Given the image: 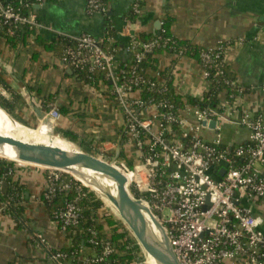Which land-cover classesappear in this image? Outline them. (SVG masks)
Wrapping results in <instances>:
<instances>
[{
	"label": "built area",
	"instance_id": "obj_1",
	"mask_svg": "<svg viewBox=\"0 0 264 264\" xmlns=\"http://www.w3.org/2000/svg\"><path fill=\"white\" fill-rule=\"evenodd\" d=\"M37 1L33 6L45 3ZM25 7L27 12H22L21 8L0 0V20L7 26V32L11 34L22 25L40 33L50 29L38 20L29 3ZM86 9L91 15L104 14L106 0H86ZM141 10L142 0H135L131 13L138 17ZM160 31L147 41L130 37L126 51L132 64L120 66L115 50L103 48L88 33L71 39L63 49L61 60L73 70L101 72L109 81L110 93L124 117L123 137L138 152L132 166L120 159H113V163L127 177L129 189L141 194L140 198L164 226L178 263L264 264V234L250 209L239 203V194L264 199V115L241 107L245 87L235 76L226 74L227 54L232 49L230 41H218L199 53L205 90L199 99L211 86L223 85L216 93L214 107H199L184 98L182 105H176L163 97L168 78L161 69L149 76L144 65L147 54L173 43V38L161 36ZM183 55L184 50L180 49L177 56ZM58 117V109L49 108L47 119L55 122ZM205 120H215V127L203 126ZM226 123L244 126L248 130L247 141L234 146L224 144L221 132ZM203 129L212 135L203 134ZM43 169L48 172L43 192L47 200L57 192H69L72 187L77 192L73 200L56 209L55 223L62 231L79 228L81 208L77 201L84 195L81 194L84 185L80 182L81 185L73 186L71 180L61 178L64 172ZM222 169L225 172L220 175ZM3 170L11 173L7 165ZM6 184L5 180L0 181L1 193ZM88 233V244L100 245L102 253L83 258L85 262L102 261L113 252L106 234H99L94 228H89ZM35 237L45 245L42 234L36 233ZM49 252L58 264L77 257L76 251ZM132 264H147V261L144 257Z\"/></svg>",
	"mask_w": 264,
	"mask_h": 264
},
{
	"label": "crops",
	"instance_id": "obj_2",
	"mask_svg": "<svg viewBox=\"0 0 264 264\" xmlns=\"http://www.w3.org/2000/svg\"><path fill=\"white\" fill-rule=\"evenodd\" d=\"M134 1L106 0V12L92 15L87 12L86 0L47 1L35 8L38 20L50 28L40 35L49 42H56L60 37L73 39L88 33L102 42L111 26L113 37L108 46L114 44L117 60L124 63L130 59L126 51L130 37L155 35L157 21L161 28L169 19L171 34L195 47H208L218 41L231 42L227 71L245 87L241 107L264 115V0H142L141 14L132 20L129 17ZM34 51L37 52L35 57ZM60 55V51L43 47L10 48L0 40V78L10 88L8 91L0 85V96L9 105V115L25 125L36 126L40 123L37 109L47 112L53 106L59 111V107L68 106L69 114L54 123L48 119V128L53 129L54 125V128L77 132V141L83 145L92 141L90 147L99 157L134 164L138 152L123 137L124 117L110 93L109 81L104 79L97 86L79 81ZM154 58L158 69L169 70L175 92L181 98L200 100L205 90L197 57L161 51ZM145 66L151 76L154 68L149 64ZM43 130L37 132L46 133V129ZM207 132L210 137L211 131L202 130L203 134ZM221 139L227 146H234L247 141L248 130L226 123ZM7 166L11 171L13 193L11 199H4L8 184L3 185L0 264H58L50 258L49 250L68 248L79 228L62 231L55 223L53 209L42 199L48 176L46 170L17 162ZM216 173L213 171L214 175ZM239 203L250 209L264 234V199L239 194ZM108 213L112 212L105 205L103 214ZM110 231L106 226L103 232L109 235ZM36 233L43 235L44 246L36 239ZM61 264L72 263L62 260Z\"/></svg>",
	"mask_w": 264,
	"mask_h": 264
},
{
	"label": "trees",
	"instance_id": "obj_3",
	"mask_svg": "<svg viewBox=\"0 0 264 264\" xmlns=\"http://www.w3.org/2000/svg\"><path fill=\"white\" fill-rule=\"evenodd\" d=\"M5 4H10L15 8H21L22 12H27V7H25V3H29V7L32 11L36 12L35 7L32 3H37V0H1ZM52 1V0H44V2ZM29 9V8H28ZM132 20L136 19V15L132 14L129 17ZM170 24L171 20H166L163 22L161 26L160 34L163 37H171L173 38V43H170L167 46H162L156 49L152 54H147L146 58L144 59V65H151L154 70H157L158 67L156 65V58L154 55L161 52V51H168L174 53L177 56V53L180 49L184 50V54L188 56L197 57L199 60V53L202 48L195 47L191 44L183 40H179L175 38L170 31ZM113 37V27L109 26L106 30V34L101 42V45L105 49H113V45H110L111 38ZM156 37L155 35H138L137 38L141 41L151 40ZM0 40H3L5 43L9 45L10 48H16L20 45L27 46V47H43L46 50H53L55 52L60 51L62 56V52L64 47L67 44L71 43V39L60 37L56 42H49L46 39L42 38L40 32H36L34 28H30L26 25L18 26L14 29L13 33L7 32V26L3 24L2 20H0ZM175 47V48H171ZM33 56H37V52L34 51ZM133 60L130 58L128 62L121 63L120 66L124 64H132ZM73 70V69H72ZM74 74L76 75L77 79L81 82L97 86L102 80H104L103 73L101 72H88L87 70H73ZM161 73L166 76L167 79V89L162 94L163 97L168 98L176 105H182L183 100L180 95L175 92V88L173 86L172 76L169 73V70H161ZM227 76L233 77L226 68ZM0 85H2L6 90L9 91V86L6 82L0 78ZM223 87L222 83L213 85L210 87L208 93L204 94V97L201 100L191 99L188 100L190 104L198 105L199 107L211 106L214 107L217 102V91ZM144 96H147L144 94ZM0 106L8 111L9 105L3 98L0 96ZM68 106H61L59 107V117H65L69 114ZM15 120L19 121L23 124L20 120L13 117ZM25 125V124H24ZM26 126H29L26 124ZM32 127V126H29ZM56 133L64 138L67 139L72 144L79 146L81 150L86 153H89L94 156H99L98 152L92 149L90 146L92 145V141H89L88 144L85 146L81 142L77 141L78 134L77 132H73L67 128L56 127L54 128ZM13 163L12 161L6 159H0V181L5 180L8 183L7 192L4 194V199L12 197V180L10 175L4 173L3 167L4 165H10ZM128 165H133L132 162H129ZM61 178L64 180H71L73 186L81 185L79 181L75 180L71 175L67 173L61 174ZM81 189L84 195H80V198L77 201V205L81 208L80 211V219H79V233L77 236L72 238L71 245L68 248H64L65 251H76L77 257L71 258L72 264H132L133 261L142 260L144 258L141 248L137 244L133 235L129 232V230L124 226V224L112 213L103 214V207L105 203L89 188L85 186H81ZM131 192L136 197H141L137 191L132 190ZM1 193V192H0ZM77 192L72 189L65 193V192H57L51 200H47L44 197V193L42 195L43 201L49 205L50 208L53 209L52 216H54V212L58 208H62L65 204L73 200ZM54 218V217H53ZM110 228V233L107 235L109 242L113 246V252L103 258L102 261L92 263V262H85L83 258H92L94 256H98L102 253V249L100 245H89L88 244V229L94 228L99 234H103L105 227Z\"/></svg>",
	"mask_w": 264,
	"mask_h": 264
},
{
	"label": "water",
	"instance_id": "obj_4",
	"mask_svg": "<svg viewBox=\"0 0 264 264\" xmlns=\"http://www.w3.org/2000/svg\"><path fill=\"white\" fill-rule=\"evenodd\" d=\"M34 7L40 6L37 4ZM159 30L160 22L157 21L154 34H158ZM0 108L8 115L10 125V130H5L6 136L0 135V157L22 164L59 170L71 175L94 192L112 214L126 226L146 260H150L151 264H179L164 226L146 202L131 192L127 177L113 163V159L116 158L108 161L91 155L60 136L72 147L30 141L18 142L11 136L13 134L11 128L13 129L16 124L24 127L26 125L15 120L1 106ZM36 113L40 122L47 119V112L37 109ZM202 125L214 128L216 121L205 120ZM52 135L58 136L54 125ZM224 172L225 170L222 169L219 174L223 175Z\"/></svg>",
	"mask_w": 264,
	"mask_h": 264
},
{
	"label": "bare ground",
	"instance_id": "obj_5",
	"mask_svg": "<svg viewBox=\"0 0 264 264\" xmlns=\"http://www.w3.org/2000/svg\"><path fill=\"white\" fill-rule=\"evenodd\" d=\"M40 125H41V128L43 127L42 129H44V128L46 129V133L48 134V136L52 137V139L56 141L55 144L57 143V140L63 141V142H61L62 144L57 143L56 144L57 146L70 147V145L68 146V144L66 145L64 143V141H66V140L60 138L59 136L52 135L53 129L52 128H48V125H49L48 119H43L40 122ZM9 126L10 125H9L8 115L6 114L5 111H3L0 108V135L1 136H6L5 135V132H6L5 130H10ZM11 132L13 133L11 136L18 142L19 141H30V142H34V143H44V144L49 143V144H53L52 142H48L47 141V139H46L47 137L46 138H42L41 137L42 135H39V134H36V133L32 132L26 126L24 127V126L16 124V126L13 129L11 128ZM55 144H53V145H55ZM146 261H147V264H151L152 263L150 260L149 261L146 260Z\"/></svg>",
	"mask_w": 264,
	"mask_h": 264
},
{
	"label": "rangeland",
	"instance_id": "obj_6",
	"mask_svg": "<svg viewBox=\"0 0 264 264\" xmlns=\"http://www.w3.org/2000/svg\"><path fill=\"white\" fill-rule=\"evenodd\" d=\"M26 127H28V126H26ZM32 127H34V126H32ZM28 128L31 129V130H33V131H35V133H38V132H37L38 130H41L42 132H44V130L42 129L43 127L41 128V125H40V124H39L38 126L36 125V127H34V128H30V127H28ZM44 129H45V128H44ZM54 130H55V129H54ZM38 134L42 135V136H41L42 138H46V137H47L46 139H47L48 142H52L53 144H55L56 141L53 140L52 137H49L47 133H44V134H43V133L40 132V133H38ZM58 136H59V135H58ZM61 142H63V141H61V140H57V143L62 144ZM57 143H56V144H57ZM64 143H65V142H64ZM56 144H55V145H56ZM65 144H66V143H65ZM61 250H62V249H61Z\"/></svg>",
	"mask_w": 264,
	"mask_h": 264
}]
</instances>
